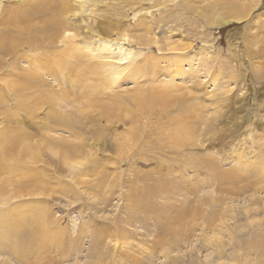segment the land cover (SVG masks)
<instances>
[{"label": "rangeland", "instance_id": "obj_1", "mask_svg": "<svg viewBox=\"0 0 264 264\" xmlns=\"http://www.w3.org/2000/svg\"><path fill=\"white\" fill-rule=\"evenodd\" d=\"M63 1L0 0V264H264V0Z\"/></svg>", "mask_w": 264, "mask_h": 264}, {"label": "bare ground", "instance_id": "obj_2", "mask_svg": "<svg viewBox=\"0 0 264 264\" xmlns=\"http://www.w3.org/2000/svg\"><path fill=\"white\" fill-rule=\"evenodd\" d=\"M69 2H71L72 4H75V6L77 5L78 7H81V6H83L84 4L83 3H81V0H64L63 2H60V7H62L63 8V10H69L70 8H69ZM70 6H72V5H70ZM31 10H34V9H37L36 8V6L35 5H33V4H31ZM30 8L29 7H27V9H24V10H26L27 12L25 13V15H27V14H29L30 13ZM227 23H229V22H226V21H221V23H220V25H226ZM47 28V27H46ZM63 29V25H62V23H58V24H54L53 26H52V30H53V32H54V35H57L61 30ZM68 33V32H67ZM67 33H63L64 35H63V38H65V40H66V38H67ZM57 38V37H56ZM106 40V39H105ZM107 42H109V44L107 45V46H104L103 47V50H107L108 48L110 49V51L111 52H109V61L110 62H113V63H116V64H118V65H124V64H129V65H127L128 67H130V66H132V65H137V64H139V63H137L136 61H135V54L134 53H132V52H130V50H128L129 52H126V50L125 49H123L124 51L123 52H119V51H117V52H114L113 50H114V46L117 44V45H120L119 43H118V41H116L117 43L116 44H114V43H112V41H108V40H106V41H104V42H102V44L103 45H106L107 44ZM139 45H141V43H138ZM152 49V48H151ZM120 50H122V47H120ZM73 57V56H72ZM150 57V56H149ZM152 58V57H151ZM80 59V58H79ZM78 59V60H79ZM75 61V60H74ZM148 60H146V62H147ZM76 62H78V61H76ZM110 62H106V65H105V67H106V69H105V71H107V69L109 70V72H110V75H111V73L112 74H114L115 75V77L113 76V79H117L116 77H117V75H118V72L119 71H122L123 69H120V70H115V71H113L114 69V64H112V63H110ZM150 62V61H149ZM148 62V63H149ZM137 63V64H136ZM79 63H77V65H78ZM179 67H181V66H179ZM100 68V67H99ZM134 68V67H133ZM102 68H100V70H101ZM178 69V68H177ZM127 70V69H126ZM178 70H180V68L178 69ZM95 73L96 72H98V71H94ZM178 73V72H177ZM180 74V73H179ZM141 75V74H140ZM59 96V95H58ZM73 96V95H72ZM78 96V95H77ZM76 96V97H77ZM78 98V97H77ZM184 99V98H183ZM182 99V100H183ZM60 101V100H59ZM61 101L63 102L64 101V105H66V102H65V100L64 99H61ZM60 101V102H61ZM58 102V101H57ZM59 102V103H60ZM61 102V103H62ZM184 102H185V100H184ZM183 102V103H184ZM110 107V106H109ZM59 110V109H58ZM189 110V109H188ZM191 111H192V108H191ZM190 111V112H191ZM62 112V111H61ZM63 113V112H62ZM56 114H58L57 112H56ZM59 116V115H58ZM70 115H69V119H70ZM56 118V117H55ZM67 118V117H66ZM65 117H59V120L61 121V123L62 122H64V123H68V124H71V122L70 121H68L67 119H66ZM72 119V118H71ZM59 120H56V121H59ZM59 121V122H60ZM66 121V122H65ZM63 124V123H62ZM66 147V146H65ZM6 152H7V150H6ZM0 158H2V156H0ZM3 158H6V157H3ZM1 161V160H0ZM1 221V220H0ZM1 222H3V221H1ZM5 224V223H4ZM15 226V225H14ZM17 231H19L18 230V228H17ZM20 231H22L21 229H20ZM17 233V232H16ZM1 242V241H0ZM45 242V241H44ZM1 245H2V242H1ZM42 245V244H41ZM6 246V245H5ZM8 246V245H7ZM43 247V246H42ZM44 248V247H43ZM30 255V254H29ZM34 255V254H33ZM131 255V254H130ZM32 256V255H31ZM34 257V256H33ZM31 259V258H30Z\"/></svg>", "mask_w": 264, "mask_h": 264}]
</instances>
